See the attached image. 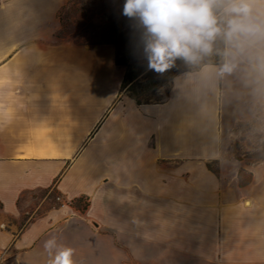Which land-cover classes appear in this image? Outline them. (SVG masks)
Masks as SVG:
<instances>
[{"label":"crops","instance_id":"1","mask_svg":"<svg viewBox=\"0 0 264 264\" xmlns=\"http://www.w3.org/2000/svg\"><path fill=\"white\" fill-rule=\"evenodd\" d=\"M70 1L0 0V264H48L52 236L75 264H264V36L138 105L113 45L57 37Z\"/></svg>","mask_w":264,"mask_h":264},{"label":"clouds","instance_id":"2","mask_svg":"<svg viewBox=\"0 0 264 264\" xmlns=\"http://www.w3.org/2000/svg\"><path fill=\"white\" fill-rule=\"evenodd\" d=\"M264 5V0H260ZM254 0H124L122 14L139 33L138 51L150 70L160 74L177 59L198 63L212 51L213 41L264 36V10L254 15ZM225 63L221 73H230ZM48 264H75V249L58 244L52 236L44 242Z\"/></svg>","mask_w":264,"mask_h":264},{"label":"rangeland","instance_id":"3","mask_svg":"<svg viewBox=\"0 0 264 264\" xmlns=\"http://www.w3.org/2000/svg\"><path fill=\"white\" fill-rule=\"evenodd\" d=\"M124 0H75L68 3L59 13L61 27L57 33L60 39L76 44L97 45L111 44L116 51V63L125 69L126 82L123 95L135 102H159L168 94L171 79L184 70L193 71L204 64H221L223 54V35L218 36L212 45V51L203 55L196 64H189L177 59L163 74L150 70L145 59L138 51L139 33L135 32L133 22L123 16ZM263 115L250 126L261 127ZM263 127V126H262ZM264 142V141H263ZM263 142L260 147L251 149L245 156L249 164L264 157ZM49 207L62 206L63 200L54 193L48 197ZM87 200H81L82 212ZM69 206L70 202L67 204Z\"/></svg>","mask_w":264,"mask_h":264},{"label":"trees","instance_id":"4","mask_svg":"<svg viewBox=\"0 0 264 264\" xmlns=\"http://www.w3.org/2000/svg\"><path fill=\"white\" fill-rule=\"evenodd\" d=\"M75 0H71L69 3H71V2H74ZM68 5V4H67ZM67 5H65L64 7H63V9L67 6ZM59 15H60V13H59ZM60 18V17H59ZM222 54H223V50H222ZM117 65H119V64H117ZM144 65H147V63H145ZM204 65H207V64H204ZM203 66V65H202ZM200 68V67H199ZM198 68H196L195 70H197ZM189 70H184L183 72H188ZM183 72H180V73H183ZM172 80V79H171ZM125 82H126V76L124 77V80H123V82H122V85H121V91H123V88H124V86H125ZM168 95V94H167ZM166 95V96H167ZM161 102H163V101H159V102H146V103H161ZM138 105H140V104H143V103H139V102H136ZM263 148H264V142H263ZM264 161V157H262L261 158V160L260 161H257L256 163H258V162H263ZM209 170H211V171H213V172H216V169H214L212 166H209ZM81 200H83V198H78V199H75V200H72V201H70V205H71V207H73V208H76V209H79L78 207H79V205H80V203H81ZM86 206H87V204H85L84 205V208H83V210H85V208H86Z\"/></svg>","mask_w":264,"mask_h":264}]
</instances>
